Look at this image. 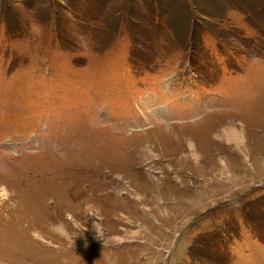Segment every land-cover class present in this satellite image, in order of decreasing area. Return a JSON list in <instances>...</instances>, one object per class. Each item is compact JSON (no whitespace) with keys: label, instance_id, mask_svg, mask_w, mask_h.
<instances>
[{"label":"rangeland","instance_id":"1","mask_svg":"<svg viewBox=\"0 0 264 264\" xmlns=\"http://www.w3.org/2000/svg\"><path fill=\"white\" fill-rule=\"evenodd\" d=\"M0 264H264V0H0Z\"/></svg>","mask_w":264,"mask_h":264},{"label":"bare ground","instance_id":"2","mask_svg":"<svg viewBox=\"0 0 264 264\" xmlns=\"http://www.w3.org/2000/svg\"><path fill=\"white\" fill-rule=\"evenodd\" d=\"M120 241H123V240H120Z\"/></svg>","mask_w":264,"mask_h":264}]
</instances>
